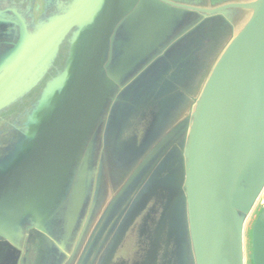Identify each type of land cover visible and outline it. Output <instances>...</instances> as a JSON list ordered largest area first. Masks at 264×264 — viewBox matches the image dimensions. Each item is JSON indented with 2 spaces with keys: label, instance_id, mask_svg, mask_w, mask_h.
<instances>
[{
  "label": "water",
  "instance_id": "1",
  "mask_svg": "<svg viewBox=\"0 0 264 264\" xmlns=\"http://www.w3.org/2000/svg\"><path fill=\"white\" fill-rule=\"evenodd\" d=\"M159 6L198 14L148 11ZM230 7L250 10V16L211 59L200 25ZM75 26L63 78L50 87L24 142L0 164V264L35 238L40 264H108L106 249L118 245V233L152 200L163 201L155 235L166 224L169 230V215L180 201L185 264H245V223L264 189V0L213 8L174 0H80L34 32L41 44L30 58L20 49L33 33L16 43L0 76V107L31 65ZM89 66L71 128L54 150L73 86ZM126 105L132 112L152 109L151 127L139 144L122 141L128 173L119 184L106 174L97 201L92 195L89 202L94 177L99 189L102 168L121 153L112 128ZM176 112L181 115L174 119ZM68 178L71 186L64 189ZM170 243L165 235V245ZM250 255L251 264H264L263 202L250 227Z\"/></svg>",
  "mask_w": 264,
  "mask_h": 264
},
{
  "label": "trees",
  "instance_id": "2",
  "mask_svg": "<svg viewBox=\"0 0 264 264\" xmlns=\"http://www.w3.org/2000/svg\"><path fill=\"white\" fill-rule=\"evenodd\" d=\"M34 1L0 0V76L13 61L12 51L19 40L46 28L80 0H42L43 11L39 19L34 17ZM126 10H121V14ZM77 28L73 27L58 42L51 44L45 55L27 70L15 93L0 107V164L11 158L24 142L42 114L50 87L63 78L75 47ZM58 219L64 220V214Z\"/></svg>",
  "mask_w": 264,
  "mask_h": 264
},
{
  "label": "rangeland",
  "instance_id": "3",
  "mask_svg": "<svg viewBox=\"0 0 264 264\" xmlns=\"http://www.w3.org/2000/svg\"><path fill=\"white\" fill-rule=\"evenodd\" d=\"M174 1H176L178 3L188 4V5L194 6V7H199V8H213L216 6H220L222 4H228V3H232V2L245 3V2L250 1V0H174ZM34 10L36 13V14H34L35 19H39L40 15L42 14V11H43L42 0L34 1ZM148 11H153V13H151V14H198L195 11H187V10H183V9L172 10V9H169L168 7H164L161 9L160 6H159V9H156L153 7V8H150ZM249 16H250V10L240 8V7H230V8L223 10L220 14L215 15V17L211 16L209 18V21L202 23L200 25V31L199 32L204 34V36L208 37V39H209L207 41L206 48L208 49L209 55H211V59H212V57H213V59L214 58L216 59L218 51L225 44L224 43L225 39L228 38L233 31L236 32L246 22V20L249 18ZM206 23L209 24L208 25L209 28H203L202 27ZM218 24H220L221 26L219 27ZM211 27L215 30H212ZM223 34H224V36H222ZM213 35H215V36H213ZM227 43H229V41ZM227 43L224 45V47L227 45ZM40 44H41V42L38 40L37 35L35 33H33L32 37L29 40V42L27 43V45L22 47L20 49V51H21L22 55L27 54V59H28L33 54H35V52L38 51V49L40 48ZM24 64H25V61L22 62V64L19 66L18 69L21 70V68ZM17 81H18V77L16 78V76H15V80H14L13 85L11 86L10 90L15 87V85L17 84ZM97 81H98V75H97ZM96 122L98 123V121H96ZM126 122H127L126 115L125 114L122 115V113H120V115H119V117L115 123V126L112 128V134H115V141L113 142V144L115 145L117 150L121 153H118L117 156H114V157L111 155V157L108 159V161L110 163V167L102 168V174L100 177L99 189H98V176L96 175V177H94L92 188L91 189L87 188V196H89V202L92 198V195L95 197V199L97 201L98 194L101 190V186L103 185V183L105 181V177L107 175L115 177V180H116L115 184H119L121 179H123L124 176H126V174L129 171V167L124 166V165H127V163H128V157H127L128 153L126 150L125 143H122V134H123L122 131H123V129L126 128ZM97 132H98V127H97ZM109 148L111 149L112 146H109ZM118 171L120 173H118ZM106 179H109V178H106ZM67 180L69 181V184L67 187H64V189L69 188L71 186L72 178H68ZM259 198H260L259 201L256 202L254 208L252 209V214H250L248 216V219L246 220V223H245L246 228H247L248 224L250 225L252 223L255 215L258 213V211L261 207L262 202L264 203V189H263L262 193L260 194ZM147 204L143 206L142 211H144L146 209ZM97 209H98V205L95 204L94 211L96 212ZM181 212H183L181 203H180V201H176L175 205L173 206V208L171 210L169 218H168L170 220L169 221V230H167V224L165 225V229L167 230L165 232V235L169 238V241L171 242V244L173 245V248H174V252H175L174 258L176 260L175 264H185L186 246L188 244V237H187V233L185 231V226L182 225ZM140 213L134 217L132 225L134 224L136 218L140 215ZM128 216H129V218L131 217L130 214ZM240 217H242V216L240 215ZM132 225H129L128 228H126L125 230H122L118 233V238H120L118 245L121 244L126 231L130 230ZM124 226H125V223L119 225V228H123ZM117 239H114L115 243H116ZM123 244H124V241H123ZM113 250H114V248L106 249V251H105L106 257L110 256ZM246 250H247V248H246ZM191 254H192V252H191ZM244 259H245V264H247L248 253H247V251L245 252V248H244ZM98 264H101V263H98ZM169 264H170V262H169Z\"/></svg>",
  "mask_w": 264,
  "mask_h": 264
},
{
  "label": "flooded vegetation",
  "instance_id": "4",
  "mask_svg": "<svg viewBox=\"0 0 264 264\" xmlns=\"http://www.w3.org/2000/svg\"><path fill=\"white\" fill-rule=\"evenodd\" d=\"M127 108L128 105L122 112V115L125 114L127 117L126 128L122 131V141L135 139L139 144L145 131L151 127L152 109H146L141 113L128 111ZM180 115V112H176L173 117L177 119ZM162 205L163 201L159 204L154 200L147 204L130 230L126 231L121 244L114 248L108 264H169V261H176L173 245L171 243L165 245V227L159 235L153 232L160 220ZM38 241V238H35L33 242L28 243L25 251L20 254H10L3 264H40L41 242L40 245H36ZM51 258L54 261L58 259L55 254Z\"/></svg>",
  "mask_w": 264,
  "mask_h": 264
},
{
  "label": "bare ground",
  "instance_id": "5",
  "mask_svg": "<svg viewBox=\"0 0 264 264\" xmlns=\"http://www.w3.org/2000/svg\"><path fill=\"white\" fill-rule=\"evenodd\" d=\"M90 72V66L83 71L79 78L77 79L75 85L73 86L74 90V96L72 99V104L70 109L66 110V113L64 115L63 121L55 135L52 149L56 150L59 148V146L63 143L67 133L69 132L71 125L73 123L76 111L78 109V106L80 104V101L82 100L84 96V92L86 90L87 84H88V77Z\"/></svg>",
  "mask_w": 264,
  "mask_h": 264
},
{
  "label": "crops",
  "instance_id": "6",
  "mask_svg": "<svg viewBox=\"0 0 264 264\" xmlns=\"http://www.w3.org/2000/svg\"><path fill=\"white\" fill-rule=\"evenodd\" d=\"M136 142H138V141H136ZM251 224L250 225L248 224L247 228H246V225L244 227V248H245V252L247 251V253H248L247 264H251V260H250V256H251L250 255V227H251ZM246 248H247V250H246Z\"/></svg>",
  "mask_w": 264,
  "mask_h": 264
}]
</instances>
